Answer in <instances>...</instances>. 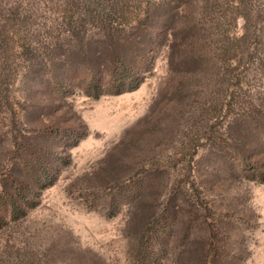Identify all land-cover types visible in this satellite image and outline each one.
<instances>
[{"label":"rangeland","instance_id":"1","mask_svg":"<svg viewBox=\"0 0 264 264\" xmlns=\"http://www.w3.org/2000/svg\"><path fill=\"white\" fill-rule=\"evenodd\" d=\"M0 1V264H264V0Z\"/></svg>","mask_w":264,"mask_h":264},{"label":"trees","instance_id":"2","mask_svg":"<svg viewBox=\"0 0 264 264\" xmlns=\"http://www.w3.org/2000/svg\"><path fill=\"white\" fill-rule=\"evenodd\" d=\"M123 1L124 0H108V4H107V6L104 7L102 13L101 12H99V13L94 12V15H93L94 19L91 16L92 20L95 23L97 22L96 24H98L99 21H101L100 23H102V26L105 30V28H107V27L103 24V22H107V21L110 22L113 19V17L117 14L116 7L121 8L118 6L120 4H122ZM171 1H172L171 3H173V5H175L174 10H176L178 12H181V11L183 12V10L185 8V1L184 0H171ZM227 1L228 0H200L199 2H204L206 6L210 5V4H212V5L215 4V24H218L217 21L220 18H222V16H218V15H219V13H221V9L228 4ZM232 2L234 4L239 5V4H242L244 1L243 0H241V1L232 0ZM2 4H3V2L0 1V7L2 6ZM222 13L224 15L226 14L224 11H222ZM81 18L82 17H80V20H81ZM234 21H235V19H234ZM113 22H115V20ZM230 22H231V20H230ZM228 25H231V23H229ZM232 26H231V28H232ZM228 31H229V29H227L224 32L227 33ZM103 34H104L103 36L108 38V39L114 38L113 30L110 27H108L107 30H105V33H103ZM226 35H225V37H226ZM120 64L121 65L116 67L115 71L113 72V74L111 76V79L114 81V85H110V86L119 88L115 94L124 93L126 91V88H128V86L130 84L129 79L131 78V75L128 74L129 70L127 69V67H125V65L123 63H120ZM94 84H95V81L88 83V88H92V86ZM104 93H105L104 89H101V91L98 92L96 95H91V96H95L96 98H99ZM40 178H41V176H40ZM42 178L44 180H42L40 182V184L45 185L46 182L51 183L54 179V176H51V174L48 172V173H44ZM19 195L20 194H17V190H16L15 194L8 195L7 205L11 208V214H12V217L14 219H20V218L24 217L27 214V209L31 203V201L29 199H27V196L25 197L24 200H21L19 198L20 197ZM150 241H151L150 234L146 233L140 242V249H139V253L137 256V260L140 264H152V262H150L149 257L150 256L152 257V255H154V254H153V251H151L152 248H151V242Z\"/></svg>","mask_w":264,"mask_h":264}]
</instances>
